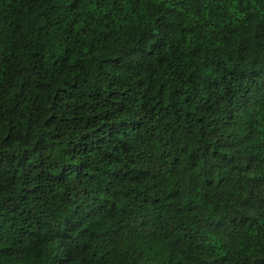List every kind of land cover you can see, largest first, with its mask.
I'll list each match as a JSON object with an SVG mask.
<instances>
[{"label":"clouds","instance_id":"obj_1","mask_svg":"<svg viewBox=\"0 0 264 264\" xmlns=\"http://www.w3.org/2000/svg\"><path fill=\"white\" fill-rule=\"evenodd\" d=\"M0 13V264H264V0H0ZM117 57L168 73L154 106L120 110L133 74ZM113 123L121 173L98 201L60 175L99 164L72 149Z\"/></svg>","mask_w":264,"mask_h":264},{"label":"trees","instance_id":"obj_2","mask_svg":"<svg viewBox=\"0 0 264 264\" xmlns=\"http://www.w3.org/2000/svg\"><path fill=\"white\" fill-rule=\"evenodd\" d=\"M7 3V0H4ZM7 15L9 17L15 16L20 17L22 15L23 9L17 8L15 6L10 5L9 8L6 10ZM4 13H0L3 15ZM167 46V44H165ZM84 55H88L87 52ZM139 55V53H137ZM166 63V61H165ZM138 60L134 57L132 61L128 59L124 61H120L119 57L116 58V61L111 66L116 73H132L131 85L129 87H125V91L127 93H120L124 96L126 102H122L119 105L120 110H124L128 107V103H135L136 100L144 101L148 100L150 106L152 105L151 100L149 97L151 96V92L148 89H152L154 91H158L160 89H164L165 92V85L162 82L163 79L168 77V73H161L158 68H152L151 71L143 70L137 67ZM220 81L212 80L210 81L208 87H219ZM75 84L71 85V88H75ZM111 87V84H109ZM184 90H187V85L184 86ZM230 91V89H228ZM65 93H69L68 89H63ZM176 91L181 93V89L177 88ZM141 92H144V95L141 96ZM116 91L109 92V95H115ZM59 95V94H58ZM185 101L191 100V97H184ZM156 103L158 104L159 101L157 100ZM175 108V104L172 105ZM55 117L51 118L49 123L54 120ZM142 122H134L133 127L138 126ZM123 125L124 122H121ZM98 135L93 138L92 141H88L87 137L83 138L81 142L77 143L75 147L72 149L77 155H86L88 152H93L97 154L99 157V164H104L103 168L99 167V164H92L90 165L88 160L82 161L80 165H65V171L61 173L60 179H71L72 176H76L82 181L81 187L83 188V192L86 196H90L92 199L95 200H103L107 193L111 191L113 186V179L117 178L120 175L121 170L117 169L116 172H112L111 166L114 164L120 163V158L115 155L117 151H119L120 147L114 144V139L116 136H119L121 133L117 132V125L113 123L108 128L104 129L103 131L100 129L96 130ZM111 146V151L108 150V147ZM29 154H25L20 163L23 164L25 160L28 159ZM11 158L7 153H0V166L3 164H10ZM43 163V161H41ZM75 172V173H73ZM124 175H127L125 173ZM85 185H87L85 187ZM97 189L99 191H97ZM74 195H79V193H75ZM220 223H223L222 221ZM212 226L210 225V228ZM215 227H219L216 225Z\"/></svg>","mask_w":264,"mask_h":264}]
</instances>
